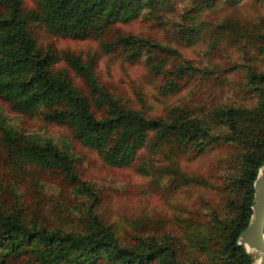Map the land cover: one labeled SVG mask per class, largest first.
<instances>
[{
    "label": "trees",
    "instance_id": "obj_1",
    "mask_svg": "<svg viewBox=\"0 0 264 264\" xmlns=\"http://www.w3.org/2000/svg\"><path fill=\"white\" fill-rule=\"evenodd\" d=\"M218 1L231 9L241 2L191 0L183 11L190 22L178 28L179 38L186 43L198 38L204 21L195 19ZM30 2L0 0L6 9L5 13L0 9V100L14 111L37 113L44 121L66 125L75 140L94 149L107 164L126 165L140 147L164 145V162L156 167L163 200L169 202L188 188L194 193L187 206L174 208L179 232L134 234L128 241L98 212L94 186L79 177L66 150L50 139L37 142L16 134L0 123L1 159L12 173L34 165L59 175L72 194L85 199L78 221L66 226L41 221L19 205L12 208L9 198L1 196L0 264H253L252 254L237 236L248 221L252 182L264 159V67L247 62L226 65L227 73L244 69L235 85L224 73L209 77L211 105L203 112L202 106L181 104L162 115L147 116L118 103L97 81L93 54L83 58L50 43L38 45L32 25L39 23L49 33L75 39L100 37L103 52L118 49L130 62L142 57L151 74L163 78L159 91L174 93L191 74L189 61L168 66L167 57L175 50L130 33L104 38L114 24L134 18L142 9L147 18H164L174 10V0ZM208 32L213 49L218 39L226 37L230 43H247L264 53V20L248 22L225 15ZM60 61L63 66H55ZM68 70L80 77L82 87L72 83ZM216 91L221 96L227 92L236 102L213 103ZM212 147L216 157L204 172L185 171L173 161L175 155L196 159Z\"/></svg>",
    "mask_w": 264,
    "mask_h": 264
},
{
    "label": "rangeland",
    "instance_id": "obj_2",
    "mask_svg": "<svg viewBox=\"0 0 264 264\" xmlns=\"http://www.w3.org/2000/svg\"><path fill=\"white\" fill-rule=\"evenodd\" d=\"M25 1L26 5L31 4L30 0ZM174 1V10L166 13L164 18H147L142 9L134 18L114 24L104 35V38H108L117 32L130 33L170 47L176 52L168 55V66L189 61L192 66L189 68L191 74L185 77L183 85L174 93L162 94L159 91L158 85L163 78L161 75H152L142 57L130 62L118 49L103 52L99 45L100 37H65L47 32L39 23L33 24L32 29L38 45L50 43L58 50L68 49L83 58L93 54V73L97 81L125 107L137 109L147 116L162 115L170 107L181 104L189 107L202 106L203 112L211 105L208 103L210 95H207L209 90L212 91L207 80L209 77L224 73L234 84L244 73V69L242 72L238 69L230 70L229 74L224 71L223 67L226 65L247 62L257 69L264 67V53H257L247 43L240 46L230 43L224 37L217 40L214 49L211 48L208 45V27L225 15L248 22L264 20V0H241L240 6L235 9L229 8L222 1H218L212 8H203L195 21L202 19L205 29L191 43L181 40L177 33L179 27L190 22L183 11L189 7L191 0ZM0 9L2 13L6 12L2 5ZM55 66H63V63L56 62ZM207 69L209 72H205ZM68 71L72 83L82 87L80 77ZM231 92L233 95L234 89ZM213 98V103L225 99L236 102L227 92L221 96L216 91ZM0 123L14 133L26 135L37 142L50 139L59 148L66 150L79 177L94 186L98 195V212L113 223L120 237L129 241L134 234L148 236L156 232V236H159L163 232H179L173 216L174 208L181 204L187 206L190 195L194 192L188 188L169 202L163 200V193L157 187L156 167L164 162L162 151H166V146L151 149L146 144L137 150L132 162L115 166L105 163L94 149L75 140L66 125L44 121L37 113L14 111L1 100ZM225 150L219 152L223 153ZM1 153L0 146V198L8 197L7 203L12 208L19 205L21 210L35 213L41 221H58L66 226H73L78 221L82 202H85L83 196L72 194L59 175L34 165H26L19 174L12 173L3 164ZM215 153V148L212 147L204 150L196 159L194 155L181 156L179 159L175 155L173 161L175 164L178 162L185 171L204 172L210 166L208 164L211 159L214 161ZM140 166L143 168L140 169Z\"/></svg>",
    "mask_w": 264,
    "mask_h": 264
},
{
    "label": "water",
    "instance_id": "obj_3",
    "mask_svg": "<svg viewBox=\"0 0 264 264\" xmlns=\"http://www.w3.org/2000/svg\"><path fill=\"white\" fill-rule=\"evenodd\" d=\"M250 214L237 242L252 254L253 264H264V159L252 182Z\"/></svg>",
    "mask_w": 264,
    "mask_h": 264
}]
</instances>
